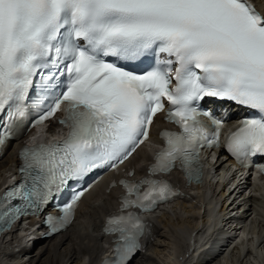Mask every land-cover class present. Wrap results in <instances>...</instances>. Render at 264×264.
Here are the masks:
<instances>
[{
	"label": "snow or ice",
	"instance_id": "obj_1",
	"mask_svg": "<svg viewBox=\"0 0 264 264\" xmlns=\"http://www.w3.org/2000/svg\"><path fill=\"white\" fill-rule=\"evenodd\" d=\"M38 100L46 110L33 124L65 105L60 123L70 132L22 149V179L0 196V233L49 206L60 212H46L49 234L69 226L91 187L77 186L128 160L160 112L181 131L162 133L153 176L180 161L189 180H199L200 149L220 147L225 122L204 104L249 110L226 144L248 167L249 158L264 157V11L251 0H0V145ZM121 183L122 213L178 195L166 181ZM105 232L118 233L106 264H131L144 233L139 216L110 217Z\"/></svg>",
	"mask_w": 264,
	"mask_h": 264
},
{
	"label": "bare ground",
	"instance_id": "obj_2",
	"mask_svg": "<svg viewBox=\"0 0 264 264\" xmlns=\"http://www.w3.org/2000/svg\"><path fill=\"white\" fill-rule=\"evenodd\" d=\"M252 1H254L261 11H264V0ZM162 116L163 115H157L151 126L150 135L154 141H157L159 129L163 126L169 125L163 121ZM238 116L239 112L234 108L230 110L229 116L226 120L231 124L236 121ZM56 127L57 123L54 121L49 123L47 129L48 131H52L56 129ZM27 136L28 135H24L15 142L9 141L0 151V190L8 183L10 176H18L16 173L17 165L19 163L18 150ZM148 147L149 146L144 145L139 147L133 156L124 163L122 166L124 175L135 177L139 174L146 173L147 163L150 160ZM203 157H205L206 170L194 186H189L188 183L182 179L180 172H172L170 174L172 182L178 186L182 192L181 199L177 200V202H180L181 204H178L181 205L182 208L186 207V203L190 204V207L197 209L201 216V223H197L192 227H189L182 222L183 224L175 227L177 229L170 228L171 236L175 242L173 244L174 255L176 256L175 264H264V239L262 238L264 237V181L262 182L261 187L254 189L252 192L250 190L248 194H246V190L240 187V185L235 186L227 193H225L222 186V190L220 189L221 191H217L219 185L215 180L217 177L220 179L229 174L230 159L220 149L214 151L212 159H209L210 153L208 151H205ZM114 173L115 172H112L110 176ZM110 176H108V179L102 184L96 186L82 197L77 208L76 219L72 223L75 225L74 223L82 218L84 219L83 223L85 224V227L89 230L91 223H88V217L91 213L93 214V223L97 241L99 243L92 249L89 248L91 249L87 253L90 261L89 264L95 262L100 256L102 248H105L106 246L105 240L107 236L104 235L100 227L105 215L115 209L118 205V180L113 177L110 178ZM232 177L234 180H239L237 172H235ZM223 187H225L224 184ZM231 211L238 212L240 216L235 222L231 221V224L242 225L244 223L243 225L249 227L250 230L258 229L260 232V237L258 236V238L260 239L249 241L242 239V236H240L239 241H237L236 245L234 244L235 246L233 245V248L229 251L226 245L218 247L219 245L216 243L213 235L215 234V236L219 238L223 234L224 231L218 232L217 229L222 223H224L223 217ZM154 212L155 211L151 212L150 215ZM144 215L147 216L148 214L146 213ZM217 217L219 218L217 219ZM159 222L160 221L157 218L156 223L150 225L153 227V234L155 235L162 233V226ZM167 223L168 222L163 224V228L167 226ZM248 223L250 224L248 225ZM216 226L217 229L214 232ZM69 228L70 226L48 238H41L39 237L40 235H38V232L34 231L30 241H33L34 237H38L32 242V246H22L17 254H30L32 257L28 261V264H52V260L43 261V259L47 254H50L51 251L62 250V246L65 248L68 243H70L71 238L77 232L75 230L71 231ZM178 230L180 231L178 232ZM79 232L81 233V231ZM7 236L8 235L0 236V262L3 264H10L5 261L6 257H13L15 255L13 248L9 250L10 246L14 245V242H16L14 248L15 246L17 247L20 245L15 233L14 236H12L14 240L11 242L7 241ZM186 237L187 240H185ZM40 241H47L48 246H42L36 251L35 245ZM180 241L187 243L182 245ZM254 241H257L256 243L258 245L256 247H254ZM152 245V241L146 237L145 245L136 253V255L139 254L140 260L135 261L133 258L131 264H145V261L142 260H147L148 254H145L143 250H147V247ZM245 247L251 248V251H246L244 253L243 250ZM70 251L71 250H65L66 256L68 257L70 255L69 261L73 262L76 253L74 254L73 250Z\"/></svg>",
	"mask_w": 264,
	"mask_h": 264
},
{
	"label": "rangeland",
	"instance_id": "obj_3",
	"mask_svg": "<svg viewBox=\"0 0 264 264\" xmlns=\"http://www.w3.org/2000/svg\"><path fill=\"white\" fill-rule=\"evenodd\" d=\"M178 203L181 204L180 202L174 201L170 204L163 205L162 208L157 209L151 215L150 213H148V217L151 220L150 221L151 224L156 223V219L158 218V220L160 221L159 224H161L162 226L161 227L162 233L158 235L153 234L154 229L152 226H150L149 233L146 237L147 239H150V241H152L153 245L148 246L147 250H143L145 254H148L147 256L149 258V259L147 258V260H142V261H145L144 262L145 264H175L176 256L174 255V249H173V244L175 242H174L173 237L171 236L170 228L177 229L175 227H178L183 223L185 225H188L189 227H192L197 223H201V219H200L201 216L197 209L191 208L190 204L188 203H186L185 208H182L181 205H179ZM92 216L93 214L91 213L88 217V223L89 222L91 223V227L89 230L85 227V224L83 223L84 219L82 218L78 219L76 223H74L75 225L72 224L69 228L71 229V231L75 230L77 232L71 238L70 243H68V245L65 248L64 246H62L61 247L62 250L51 251L50 254L46 255L43 261L52 260L53 262L52 264H89L90 261H89L87 253L89 250H91L95 245L99 243L97 241L96 231H95ZM166 222H168L167 226L163 228V224H165ZM180 230H178V232ZM79 231H81V233ZM262 238L264 239V237ZM24 242L25 241L23 240V243ZM180 243L184 245L187 242L180 241ZM14 245L10 246L9 250L12 248L15 249ZM42 246L47 247L48 246L47 241H40L36 243L35 245L36 251L38 250V248H41ZM65 250H68V251L73 250L74 254L76 253L75 260H73V262L69 261L70 255L67 257ZM17 253L18 252L14 250L15 255L13 257L12 256L6 257L5 261L10 264L11 263L12 264H23V263L28 264V261L31 259L32 256L30 254L22 255V254H17ZM134 259L135 261L136 260L139 261L140 260L139 254L136 255Z\"/></svg>",
	"mask_w": 264,
	"mask_h": 264
}]
</instances>
